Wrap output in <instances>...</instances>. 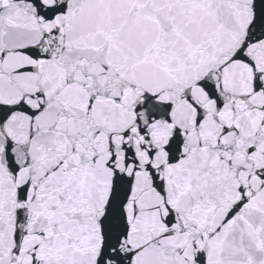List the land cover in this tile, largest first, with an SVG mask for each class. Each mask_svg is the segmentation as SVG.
<instances>
[{
  "label": "snow or ice",
  "instance_id": "snow-or-ice-1",
  "mask_svg": "<svg viewBox=\"0 0 264 264\" xmlns=\"http://www.w3.org/2000/svg\"><path fill=\"white\" fill-rule=\"evenodd\" d=\"M0 264H264V0H0Z\"/></svg>",
  "mask_w": 264,
  "mask_h": 264
}]
</instances>
